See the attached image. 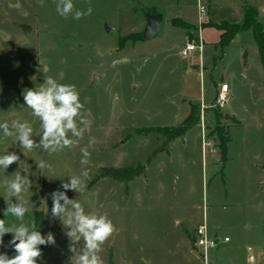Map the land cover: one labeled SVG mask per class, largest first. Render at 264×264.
<instances>
[{
	"label": "rangeland",
	"instance_id": "rangeland-1",
	"mask_svg": "<svg viewBox=\"0 0 264 264\" xmlns=\"http://www.w3.org/2000/svg\"><path fill=\"white\" fill-rule=\"evenodd\" d=\"M152 1L73 0L76 9H93L91 15L76 20L60 16L54 0H0V123L7 121L11 128L12 120H27L33 139L39 142L40 121L26 107L23 92L39 87L46 77L74 84L84 105L86 123L77 121L83 136L69 133L78 143L62 151L21 152L16 138H4L0 129V155L16 152L21 156L20 164H12L7 171L0 168V219L6 220V226H19L14 217L4 216V184L19 171L32 181L23 194L28 208L24 222L35 221L42 236L51 233L55 240L38 246L42 256L37 264H75L83 254V238L69 237L70 228L51 209L53 193L65 192L62 183L85 170L83 191L69 189L66 194L78 200L86 214H107L115 225L116 232L99 253L103 264H186L189 251L195 252L190 264H205L192 239L204 215L211 233L229 239L210 252L209 264L215 255L220 261L215 264H249L248 247L259 254L255 264H264V75L253 72L243 90L240 83L234 107L243 127L227 129V162L220 161L218 129L233 121L224 119V108L207 113L211 121L206 137L217 154L204 157L200 125L207 108L196 100L201 99L199 79L195 77V84L191 80L187 86L193 98L176 81L187 70L186 64L196 61L178 56L180 39L197 41L199 28L178 17L173 8L177 0ZM199 4L198 0L197 11ZM235 7L229 4L222 10L233 23ZM157 14L163 16L161 30L146 40L147 17ZM262 24L264 30V19ZM205 25L209 24L203 18ZM201 38L207 45L220 43L215 29L202 32ZM232 40L220 51L205 52L206 104L224 81L222 72L230 67L227 58L235 55ZM95 75L97 84H93ZM185 123H191V129L163 152L166 138L160 130ZM146 129L155 132L136 133ZM85 148L90 157L82 164L81 149ZM214 157L217 161L211 160ZM41 161L51 170L38 168ZM139 166L145 169L143 175L130 183L103 177L104 170ZM11 202L20 201L12 197ZM11 239V233L3 236L0 254L15 255Z\"/></svg>",
	"mask_w": 264,
	"mask_h": 264
},
{
	"label": "clouds",
	"instance_id": "clouds-1",
	"mask_svg": "<svg viewBox=\"0 0 264 264\" xmlns=\"http://www.w3.org/2000/svg\"><path fill=\"white\" fill-rule=\"evenodd\" d=\"M57 13L67 18L69 15L73 19L80 20L86 15H91V6L86 11L76 9L73 0H54ZM23 100L27 108L31 110V115L38 118L42 135L39 142L33 139L32 124L24 120H12L11 128L7 121L0 123L3 130V137H15L21 152H31L36 148L55 153L65 148H70L78 143L69 137V133L77 138H82L84 129L78 127L80 123H86L83 118L82 109L84 105L80 101L79 92L74 84H62L52 77H46L43 84L37 88L25 89ZM83 158L82 164L88 163L90 153L81 149ZM20 164L21 156L16 152H7L0 155V168L7 171L12 164ZM38 168L51 170V165L41 161ZM85 170L81 175H73L68 178V182H63V193H53L52 214L60 218L64 226L70 228L67 235L74 241L83 238L84 251L75 264H103L99 253L103 250V244L116 232V227L107 214H86L85 208L78 200L69 199L66 192L69 189L82 192L84 181L82 177H87ZM29 177L21 176L19 171L14 174V178L7 180L4 184L7 205L4 216L14 217L19 221V226L12 223L6 226V220L0 219V246H3V236L6 233L12 234L9 246L14 249L15 255L9 257L6 253L0 254V264H37V258L42 256L40 245L55 243L51 233L47 238L37 230L35 221L25 223V214L28 212L23 198L24 192L31 186ZM15 197L19 203L13 204L11 198ZM64 200V204L60 200ZM71 206L69 209L68 206ZM31 228V230H30Z\"/></svg>",
	"mask_w": 264,
	"mask_h": 264
},
{
	"label": "crops",
	"instance_id": "crops-1",
	"mask_svg": "<svg viewBox=\"0 0 264 264\" xmlns=\"http://www.w3.org/2000/svg\"><path fill=\"white\" fill-rule=\"evenodd\" d=\"M155 1L156 0H154L152 2L154 3ZM197 1L198 0H177L176 1V3H177L176 7H173V8H175V13L178 15V17L182 18L183 20L188 21L189 23L196 25L197 28H199L198 35H199V33L201 34L202 32H203V34H205V32L209 29L210 30L215 29L219 33L220 40H221L222 32L218 29L219 26L221 24H224V23H229V24L241 23L243 18H244L245 9L247 7H252V8H255L257 10L258 21L263 26L262 20L264 19V3L262 0H199V3L201 5L203 4V6L206 10V15L204 17L205 18V24H209V25H205V26H200V24H199V27H198L199 14L197 11ZM179 2H181V3H179ZM229 4L236 5V7H235L236 10H234V12H236V14H234V16L237 17L236 23L228 21V17L226 15L222 14V10H224ZM245 33H247V35ZM171 37L172 36H169L168 39L175 40V38H171ZM241 38H247L248 41H246L245 43L244 42L240 43L239 40ZM252 38H253V40H252ZM185 40H186L185 38L181 37L180 42H182L181 43L182 46L178 50V56H180V51L185 47V45L187 43V42H185ZM230 47H232L235 50V55L231 56L230 60H229L230 55L227 58V65L229 63L228 66H230V67H228L226 69V71L224 70L222 72V75L225 76V77L223 76L224 81H221L217 85L214 96H212V100L209 101L210 102L209 104H206V101H205V90H206L205 85H206V79H207V76H206L207 71L205 70V62H206L205 52L210 51V50H216V49L220 51V49H221L220 44L207 45L206 43H204L203 58L200 60V57L198 54L192 55L190 58L196 59V61L193 60L191 62H188L186 64L187 70H185L184 74H182V76H180L176 80L177 84L180 86L179 88L181 90L185 89V91L184 90L183 91L186 92L187 97L193 98L195 96L194 92H190V89L187 86L190 85L191 80H193L194 84H195V77L197 79H199L201 99L199 97H197L196 100L198 102H200L204 107L207 108L204 112V127L205 128H206V126H209V121H211V119L209 118L210 116H207V113H210V112L213 113V111L217 110L215 108H211L210 106L214 105L217 94H218L219 89H220V85L222 83L228 84V86H229L228 92L230 95V101L226 105V107L224 108L225 109L224 110L225 111L224 119L228 120L229 118H231V121H233V123L223 125V126L228 127V128L243 127L242 122L240 120H238L236 117L237 109H236V107H234V102L236 101V99L240 95L239 94V89L241 87L240 83L242 85V90H243V88H246L248 86L247 83H249L251 81V79L253 78V72L260 73V74L264 75V67L262 66V63L260 62L258 48H257L256 42L254 40V37H253V34L251 31H243V32L238 33L234 37V39L232 40ZM190 58H188V59H190ZM222 60H223V58H222ZM192 64L194 67H196L195 71L193 70L194 67H191ZM184 80H187L186 81L187 85L183 83ZM262 80H263L262 92L264 93V77L262 78ZM252 90H255V88L253 87ZM241 105H243V104H241ZM243 107H239V108H243ZM209 108H211L210 111H208ZM189 114H190V112L187 113V115L185 116V118H184L185 120L188 118ZM200 129H201V135H202L201 125H200ZM177 140H179V139H177ZM173 143H171V144H173ZM211 160L217 161L215 157L212 158ZM225 166L227 168V163L225 164ZM216 234L218 235V233H214V235H216ZM248 249H252V254L254 256V262L249 261L250 253L248 252ZM189 252H187V254H186L189 257L187 259V261L184 262L186 264L191 263V260H192L191 256L194 255V253H195L194 251H189ZM196 253L199 254L197 251H196ZM258 255H259L258 253L255 254V251L252 247L247 248V262L249 264H255L257 259H258ZM217 257L218 256L215 255V258H214V260L211 261V264L220 263V261L217 259ZM205 264H209V262L205 263Z\"/></svg>",
	"mask_w": 264,
	"mask_h": 264
},
{
	"label": "trees",
	"instance_id": "trees-1",
	"mask_svg": "<svg viewBox=\"0 0 264 264\" xmlns=\"http://www.w3.org/2000/svg\"><path fill=\"white\" fill-rule=\"evenodd\" d=\"M221 34L220 45L225 46L227 42H230L238 33L243 31H251L258 47L259 55L261 58V63L264 67V30L262 28L261 23L258 21L257 11L252 7H247L245 9L244 18L241 25H229V24H221L218 28ZM191 123H185L183 126L177 127L175 129H162L160 130L165 135L166 141L163 145V152L168 148V146L185 136L187 131L191 129ZM228 127H221L218 129V135L220 137L219 147L221 148V162H227V153H228V143L229 140L227 138ZM159 131V130H158ZM155 132L153 129L146 130H137L138 134H149ZM103 177H111L116 180H121L126 183L132 182L135 178L143 175L145 169L143 166H139L137 168H123V169H110L104 170ZM193 239V238H192Z\"/></svg>",
	"mask_w": 264,
	"mask_h": 264
},
{
	"label": "built area",
	"instance_id": "built-area-1",
	"mask_svg": "<svg viewBox=\"0 0 264 264\" xmlns=\"http://www.w3.org/2000/svg\"><path fill=\"white\" fill-rule=\"evenodd\" d=\"M198 14H199V24L200 26H202L203 18L206 15V10L204 6H202L201 4H199L198 6ZM203 53H204V42L202 41L201 34L199 33L198 40L187 42L185 47L180 51V56L183 59H188L192 55L198 54L201 60L203 58ZM228 89H229L228 84L222 83L220 85V89L217 94L215 103L213 106H210L211 108L223 109L226 107V105L230 101V95ZM203 109H205L204 106ZM201 121H202V154L204 157H206L208 153L217 154V150L212 149V145L210 141H208V138L206 137V131L204 127V113L203 115H201ZM203 219H204L203 223L198 225L197 228L195 229V235L193 237V247L194 250H196L202 256L204 262L208 263L210 252L216 249L220 244L228 242L229 239L228 238L221 239L219 235L212 234L207 226L205 215ZM248 252L250 253L249 261L254 262L252 249H248Z\"/></svg>",
	"mask_w": 264,
	"mask_h": 264
},
{
	"label": "water",
	"instance_id": "water-1",
	"mask_svg": "<svg viewBox=\"0 0 264 264\" xmlns=\"http://www.w3.org/2000/svg\"><path fill=\"white\" fill-rule=\"evenodd\" d=\"M163 16L160 14L151 15L147 17V24L145 30L143 32V38L146 40H150L159 34L162 27ZM106 32L110 31L108 26H105ZM99 80L98 76H93V84H97Z\"/></svg>",
	"mask_w": 264,
	"mask_h": 264
}]
</instances>
